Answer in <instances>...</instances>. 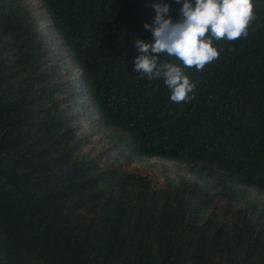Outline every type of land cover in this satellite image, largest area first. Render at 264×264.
Masks as SVG:
<instances>
[{
    "label": "trees",
    "instance_id": "1",
    "mask_svg": "<svg viewBox=\"0 0 264 264\" xmlns=\"http://www.w3.org/2000/svg\"><path fill=\"white\" fill-rule=\"evenodd\" d=\"M159 2L174 19L183 4L0 0V264H264V0L247 37L184 69L183 103L133 71ZM155 158L188 175L128 169Z\"/></svg>",
    "mask_w": 264,
    "mask_h": 264
},
{
    "label": "clouds",
    "instance_id": "2",
    "mask_svg": "<svg viewBox=\"0 0 264 264\" xmlns=\"http://www.w3.org/2000/svg\"><path fill=\"white\" fill-rule=\"evenodd\" d=\"M152 7L154 20L144 24L152 38L134 40L140 55L135 58L133 71L149 80L162 77L175 103L195 98L196 84L184 69L202 71L221 55L214 42L247 37L256 20L253 0H183L175 19L169 3H154ZM162 54L180 63L161 61Z\"/></svg>",
    "mask_w": 264,
    "mask_h": 264
},
{
    "label": "rangeland",
    "instance_id": "3",
    "mask_svg": "<svg viewBox=\"0 0 264 264\" xmlns=\"http://www.w3.org/2000/svg\"><path fill=\"white\" fill-rule=\"evenodd\" d=\"M30 1H32L36 7L40 6V0ZM37 12L39 13L41 12V10ZM41 24L43 31L48 35L49 32L45 26L46 21L41 20ZM48 40L51 41V55L54 61H57V53L61 48L60 40L54 39L53 35H48ZM78 125H80L79 135L85 137L87 141H90L89 144L85 145L84 150L90 151L96 156H98V154L102 152L103 155L101 157V160L103 163L107 162L109 160L108 153L110 152V143L107 140L106 136L104 134L101 135L93 133L89 124L85 121L81 120ZM152 162H154L155 165L151 167L138 161H133L128 166V169L139 174L147 175L155 186L163 185L165 181V176L167 175H188L187 169L183 165H179L176 162L166 161L159 158L153 159Z\"/></svg>",
    "mask_w": 264,
    "mask_h": 264
}]
</instances>
